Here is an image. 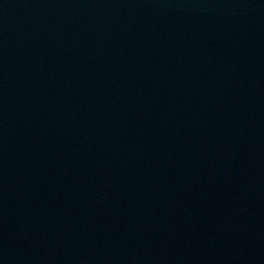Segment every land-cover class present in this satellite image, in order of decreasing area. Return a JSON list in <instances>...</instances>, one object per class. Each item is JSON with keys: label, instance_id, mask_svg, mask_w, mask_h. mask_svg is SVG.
Here are the masks:
<instances>
[{"label": "water", "instance_id": "95a60500", "mask_svg": "<svg viewBox=\"0 0 264 264\" xmlns=\"http://www.w3.org/2000/svg\"><path fill=\"white\" fill-rule=\"evenodd\" d=\"M0 264H264V0H0Z\"/></svg>", "mask_w": 264, "mask_h": 264}]
</instances>
